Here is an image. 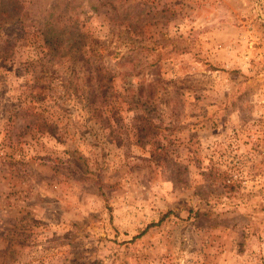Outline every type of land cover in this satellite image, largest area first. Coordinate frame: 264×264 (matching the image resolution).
Returning <instances> with one entry per match:
<instances>
[{
	"label": "rangeland",
	"instance_id": "rangeland-1",
	"mask_svg": "<svg viewBox=\"0 0 264 264\" xmlns=\"http://www.w3.org/2000/svg\"><path fill=\"white\" fill-rule=\"evenodd\" d=\"M0 264H264V0H0Z\"/></svg>",
	"mask_w": 264,
	"mask_h": 264
}]
</instances>
